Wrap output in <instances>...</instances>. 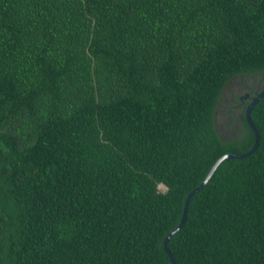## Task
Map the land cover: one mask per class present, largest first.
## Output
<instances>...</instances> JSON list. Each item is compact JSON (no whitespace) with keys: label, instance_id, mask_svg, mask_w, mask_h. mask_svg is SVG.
I'll use <instances>...</instances> for the list:
<instances>
[{"label":"trees","instance_id":"obj_1","mask_svg":"<svg viewBox=\"0 0 264 264\" xmlns=\"http://www.w3.org/2000/svg\"><path fill=\"white\" fill-rule=\"evenodd\" d=\"M251 76L264 0H0V264H169L188 193L254 144L257 94L216 125ZM250 118L257 149L191 198L175 264H264V97Z\"/></svg>","mask_w":264,"mask_h":264},{"label":"flooded vegetation","instance_id":"obj_2","mask_svg":"<svg viewBox=\"0 0 264 264\" xmlns=\"http://www.w3.org/2000/svg\"><path fill=\"white\" fill-rule=\"evenodd\" d=\"M263 86L264 80H257L252 76L235 78L229 83V86L223 91L225 92L223 104L216 117L217 129L221 136L227 138L235 134L237 131V125L234 123L235 116L242 117V106L249 101V93L258 95Z\"/></svg>","mask_w":264,"mask_h":264},{"label":"water","instance_id":"obj_3","mask_svg":"<svg viewBox=\"0 0 264 264\" xmlns=\"http://www.w3.org/2000/svg\"><path fill=\"white\" fill-rule=\"evenodd\" d=\"M263 97H264V90L251 100V102L249 103V105L246 107V110H245L246 122H247L250 130L254 134V144H253L252 148L250 149V151L248 153H246V154H243V155L227 154V155H224V156L220 157L214 163V165L211 167V169L209 170L207 176L202 181V183L197 188H195L193 191L188 193V195H187V197L185 199L183 212H182L181 219H180V222H179L178 226L172 232H170L163 240V248H164V251H165V253L167 255V258L169 260V264H175V262H174L173 256L171 255V253L169 252V250L167 248V244H168V241L174 235H176V233L183 227V224H184L185 219H186V214H187V211H188L189 202H190L191 198L205 186V184L211 178V176L215 172L216 168L218 167V165L222 161L228 160V159H243V158H247L248 156H250L257 149V147L259 145V134H258V131H257L254 123L252 122V120L250 118V111L257 104V102Z\"/></svg>","mask_w":264,"mask_h":264},{"label":"rangeland","instance_id":"obj_4","mask_svg":"<svg viewBox=\"0 0 264 264\" xmlns=\"http://www.w3.org/2000/svg\"><path fill=\"white\" fill-rule=\"evenodd\" d=\"M158 188H159V191H161V192L165 191V188L163 186H161V185Z\"/></svg>","mask_w":264,"mask_h":264}]
</instances>
